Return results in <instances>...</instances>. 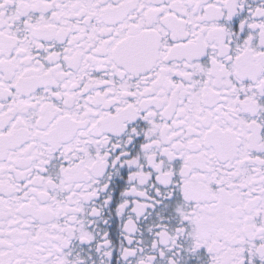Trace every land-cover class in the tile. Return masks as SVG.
<instances>
[{
	"label": "snow or ice",
	"instance_id": "snow-or-ice-1",
	"mask_svg": "<svg viewBox=\"0 0 264 264\" xmlns=\"http://www.w3.org/2000/svg\"><path fill=\"white\" fill-rule=\"evenodd\" d=\"M0 264H264V0H0Z\"/></svg>",
	"mask_w": 264,
	"mask_h": 264
}]
</instances>
